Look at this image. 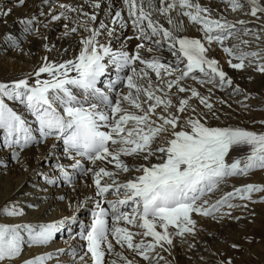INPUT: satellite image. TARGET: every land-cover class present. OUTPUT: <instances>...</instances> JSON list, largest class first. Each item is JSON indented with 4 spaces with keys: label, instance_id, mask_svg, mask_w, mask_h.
Here are the masks:
<instances>
[{
    "label": "snow or ice",
    "instance_id": "obj_1",
    "mask_svg": "<svg viewBox=\"0 0 264 264\" xmlns=\"http://www.w3.org/2000/svg\"><path fill=\"white\" fill-rule=\"evenodd\" d=\"M23 2L18 0L20 5ZM85 2L93 9L101 7V0ZM223 2L232 11H243L246 3L249 10L245 15L255 17L257 21L264 17L261 0ZM123 6L128 20H125L123 10H118L111 16L110 24L101 21L97 27H90L89 22H96L95 12L90 14L81 7L59 4L65 11L77 12L86 18L78 16L74 22L77 26L69 29L70 33H77L79 29L90 33L81 37L78 55L61 63L48 62L45 58L35 72L36 79L32 84L28 79L0 82V131L4 145L17 149V160L20 151L55 136L68 150H75L93 166L103 161L114 164L116 171L106 167L94 170L86 167L81 159H75L70 166L58 165L59 176L45 177L53 185L61 177L72 183L73 176L67 167L82 175H92L95 210L91 212L90 222L78 233L86 241V251L79 256L83 264H87L85 257H89L92 264H105L106 253L115 252L113 240L144 261L154 260L159 264L164 257L159 253L155 257L152 255L157 247L171 246L173 235L194 232L192 213L213 216L225 205L235 207L231 203L233 199L251 200L253 193L264 192V185L249 183L234 188L214 204L209 205L207 200L198 203L206 194L216 190L225 178L264 170V133L239 127L209 126L206 114L198 112L190 100L198 98L212 117L218 118L213 103L209 102L210 96H202L196 88L182 83L190 78L201 85L216 84L221 89L232 86V79L219 62L208 55L210 48L206 44L210 46L212 43L219 45L230 57L228 63L232 69L243 70L255 64L256 70L264 73V49L245 50L249 41L242 39V36L249 35L257 41L264 38V24L258 29H250L246 27L249 21L233 23L223 16L213 19L211 10L202 6L199 0H123ZM177 10L178 16L187 17L199 26L202 38L177 35L158 18H153V13H158L171 25V13ZM10 12L8 9L0 15ZM62 17L68 18L61 12L52 19ZM129 22L138 32L135 39L150 42L157 52L166 48L173 59L162 62L158 56L145 57L142 50L152 53L153 48L146 47L143 42L137 44L131 53L125 50L126 44L113 49L112 38L119 40L117 28L123 32ZM237 25H240L239 30H236ZM178 30H182V26ZM103 34H106V42L99 39ZM234 36L240 42L228 46L225 42ZM5 39L16 44L13 36ZM131 39L133 37L126 38ZM233 60L237 62L233 63ZM109 69L115 72V78L102 79L111 76ZM197 72L202 75H196ZM150 73L156 77L155 87ZM43 74L48 78L42 79ZM124 88L127 92L123 91ZM173 88L177 90L176 95H190L180 97L174 105L170 98ZM240 91L236 86L234 92ZM5 98L26 106L38 123L35 129L38 135L34 134L27 120L5 102ZM173 108L175 111H171ZM245 147L248 149L245 156L228 162L232 149ZM122 156H134L147 163L133 168L121 159ZM129 171L139 175L123 182L116 179L118 172ZM105 178L111 183H102ZM109 194L115 199H109ZM86 204V201L79 202L76 206L82 209ZM105 204L108 207H104ZM24 214L17 205L0 206V217H21ZM76 221L77 217L71 216L62 218L59 223H0V264L6 260L14 261L21 255L22 232L27 233L31 245L43 246L49 244L63 226L70 227ZM170 227L176 229L175 233L169 232ZM133 228L139 231H133ZM137 236L141 237L139 241L135 239ZM148 237L152 239L147 240ZM63 251L57 250L58 253ZM54 255L56 253H42L23 264H46ZM115 255L123 264H137L134 258L128 259L122 252ZM110 264H117V260L110 261Z\"/></svg>",
    "mask_w": 264,
    "mask_h": 264
},
{
    "label": "bare ground",
    "instance_id": "obj_2",
    "mask_svg": "<svg viewBox=\"0 0 264 264\" xmlns=\"http://www.w3.org/2000/svg\"><path fill=\"white\" fill-rule=\"evenodd\" d=\"M208 1H203V4L208 9V4L211 8L223 4L222 13L210 9V15L213 19H219L223 16L233 23L239 20L249 21L246 27L250 29H258L261 24H264V17H261V19L257 21L255 17L245 15V12L249 10V6L246 3L243 11H232L223 0H215V2H213V0ZM261 2L264 4V0H261ZM59 4L68 5L70 8L81 7L84 12L90 14L95 12L97 14V19L95 24L89 22L88 26L90 27H97L101 21L105 24H110L111 16L118 10H123L124 18L128 20L127 10L123 6V0H101V7L99 9H93L85 0H24L22 5L18 3V0H0V13L7 12L8 9H11L8 15H0V82L12 83L19 79H28L29 83L32 84L36 79L35 72L42 66L45 58H47L48 62L61 63L73 59L78 55L81 48L79 43L81 37H87L90 33L85 32L83 29H79L77 33H70L69 29L77 26L74 22L77 21L78 16L80 19L86 18L80 13L65 11V9L59 7ZM178 11L179 10L171 13L173 23L171 25L169 24L175 34L188 36L190 38H202L203 32L198 30L199 26L193 24L190 20L187 24H184V22L181 21V16L177 15ZM61 12H64L65 16L68 18L65 19L62 17L60 20L52 19L53 15H59ZM212 14L217 15L214 16ZM153 18H158L160 23H165L167 21L162 16H159L158 13H153ZM28 21H31V23H27ZM181 26L182 30H178ZM239 28L240 25H237L236 30H239ZM25 29L30 30L25 31ZM117 35L119 36V40L112 38L113 49H119L122 44H126L125 50L131 53L135 50L137 44L143 42L146 47L150 46L153 48L152 53H147L142 50L145 57H151L155 54L163 62L165 59L164 57L172 58L166 48L157 52L155 50V45L150 42L135 39L138 32L132 27L130 22L128 28L123 32H120L117 28ZM6 36L15 37L16 44L14 45L11 41L6 40ZM127 37H133V39L126 40ZM99 39L101 42H106V34L101 35ZM230 39L225 42L228 46L240 42L235 36L233 40L230 41ZM242 39L249 41V44L245 46V50L259 51L264 49V38L257 41L249 35L242 36ZM215 45L217 48H221L216 43L210 46L206 44V47L210 48L208 53L210 58H213ZM228 61L227 58L226 65H228ZM232 62L235 63L237 61L233 60ZM245 63L247 64V61H245ZM219 65L232 81L238 80L241 86L242 83L249 81L251 78V76H249V69L255 72L256 77L254 81H258L256 85H261L263 89H254L251 87L244 92L249 96L256 95L260 97V99L264 98V73L258 72L255 64H253L252 67H245L243 70H226L221 64ZM137 67L139 68L140 65L137 64ZM109 72L111 76H106L102 79H114L115 72L112 69H109ZM154 76L153 73L151 78L153 80V86L155 87L156 80ZM41 78L47 79V74H43ZM143 83H147V81H143ZM182 83L186 86L196 88L202 96L208 93L212 101L221 103L219 106L226 115L232 116L238 112L237 109L240 104L227 101L231 95L229 93L230 91L226 88L221 89L216 84L201 85L190 78ZM241 86L238 85L239 89L242 90ZM209 89H211V92H209ZM123 91L127 92V89L124 88ZM176 92V88L171 90L172 95L170 98L174 105L178 103L180 97L190 95V93H180L176 95ZM141 99L143 100L144 97H141ZM5 102L22 117L24 115L25 119H28L27 123L34 129V134L38 135V133L35 132V129L38 128V123L35 121L31 112L27 110L26 106L18 104L17 102L13 104V100H8L7 98H5ZM190 104L199 105V99L192 98ZM258 104V107L262 110V112L258 114L263 113L264 115V103L260 101ZM131 110L135 111V109ZM157 111L160 112L162 109H157ZM171 111H175V109L173 108ZM215 111L217 115L218 111L216 109ZM212 121V118H207L208 123ZM0 133H2V131H0ZM51 138H48L41 144L20 151L19 160L15 158L17 149L7 147L4 145L3 141H0V206L7 204L17 205L22 208L25 213L24 216L21 217H0V223L13 225L26 223H59L62 218L71 216H76L77 221L70 227L67 225L63 226L62 230L55 234L54 239L49 244L43 246L31 245L28 242L29 238L27 233L22 232L21 235L24 237V244L21 255L14 261L6 260L4 264H23L25 260L42 253H56L53 259L47 261L46 264H83L79 256L86 251V241L83 242L82 246L75 245L73 240H75V238L77 239L79 235L74 236L72 232L75 228H79L81 232L85 228V225L90 222L91 212L95 210V205L92 202V198L95 197L93 178L91 173L82 175L78 170L67 167V170L73 176L72 183L64 181L62 177L57 179L54 185L48 183L45 177L53 178L60 175L58 165L63 164L65 166H70L74 163L75 159H80L75 158L76 155L70 153L60 139L55 136ZM234 150L236 151V156L231 157L229 163H231L234 158L238 156L243 157L248 153L244 152V148H234ZM121 159L133 168L141 163H147L134 156H122ZM81 160L84 163L83 159ZM152 162L155 163L156 161L153 159ZM85 166L93 167L94 170H97L99 167H106L110 171H116L114 164L108 163V161L97 162L95 166L88 163L87 165L85 164ZM262 174H264V170H254L250 174L244 177L242 176L244 178L242 180L231 177L225 184L223 183V185L213 192L206 194L203 198L206 197L209 205H211L217 200L222 199L236 187L249 183L255 184L257 178ZM136 175H139V173L134 171H129L128 173L118 172L116 179L123 182ZM102 183H111V181L105 178L102 180ZM108 198L115 199V196L109 194ZM85 201L87 202L86 207L81 209L76 206L77 203ZM246 203V200L238 198L232 202L235 207L229 208L227 206L226 209L217 212L216 215L213 217L211 216V218L192 213V219L195 221L194 232L188 235L185 233L184 235L186 236L183 240L180 238L181 236L173 235V243L171 246L165 244L164 249L157 247L156 252L164 257L163 260L159 261V264H176L173 255L184 247L187 248L190 258V260L184 264H206L208 259L206 256L207 252L217 251L220 254L222 243L218 238L226 242V237H235L236 240H241V242L244 243L242 250H244L243 252L246 259L251 260L252 264H264V233L263 235L259 234V232L262 231L264 222L258 227L256 233L240 231V228L244 226L243 218H245V216L243 213L245 212ZM104 207H108V205L105 204ZM230 214H232L234 218H240L239 223L236 221H234L235 223L229 222V219L223 221L228 218ZM85 221L88 222L86 223ZM132 230L139 231V229L135 228ZM175 231L176 230H173V232L170 233H175ZM209 234H212L213 238H208ZM135 239L139 241L141 237L137 236ZM146 239L151 240L152 238L148 237ZM77 242L79 244L80 240ZM246 242L248 244H246ZM113 244L115 252L106 253L105 264H110L112 260H117V264H123V261L115 255V253L121 252L124 256L128 257V259L134 258L137 264H155L154 260L144 261L126 247L122 249L115 243V240H113ZM59 249H63L64 251L58 253L57 250ZM152 255L154 257L156 256L155 253H152ZM85 261L87 264H92L89 257H85Z\"/></svg>",
    "mask_w": 264,
    "mask_h": 264
},
{
    "label": "rangeland",
    "instance_id": "obj_3",
    "mask_svg": "<svg viewBox=\"0 0 264 264\" xmlns=\"http://www.w3.org/2000/svg\"><path fill=\"white\" fill-rule=\"evenodd\" d=\"M203 1L207 2L208 0H206V1L203 0ZM208 2H211V1H208ZM213 2H215V0H213ZM208 6H209V9H212V10L220 12V13L223 12V9H222L223 4L217 5L215 8H211L209 4H208ZM212 15H214V14H212ZM216 15L217 14H215L214 16H216ZM233 39H234V37H232L230 39V41ZM213 58L216 59L219 62V64H221L226 70L232 69L230 67L229 63H228V65H226L227 58L229 60L230 57L223 51L222 48H217L216 45L214 47ZM249 76H251L250 80L242 83V86L237 80V81H233V84L231 87H225L227 90L230 91L229 93L231 95L227 101H229L231 103H239L240 104L238 106V109H237L238 112L235 113L234 115H232V116L226 115L225 112L219 106V104H221V103H219L217 101H212L211 99L209 102L213 103L214 108L218 111V114L216 115L218 118H213L211 113L202 104H199L197 106L194 104H191V105L195 106L198 112L206 114L207 118L213 119V121L211 123L207 122L209 126L239 127V128H243V129H249L250 131H253L256 133H264V124L261 123V121H264V118H263L264 115H263V113L258 114L259 112H262L260 107H258V105H259L258 102L261 101L264 103V98L260 99V97H258L256 95L249 96L246 94V92H244V91H247L251 87H253L254 89H261V90L263 89V87L259 84L256 85L258 83V81H254V79L256 77L255 72H253L250 69H249ZM238 85L242 87V90L239 93H235L234 89ZM204 96H209V94L207 93ZM15 102H17L18 104H21L19 101L13 100V104ZM23 118H25L24 115H23ZM49 138H51V137H49ZM0 141L1 142L3 141V134L2 133H0ZM153 146H155V145H153ZM244 152H248V149L246 147L244 148ZM235 156H236V151L233 149L232 153L230 151V153L227 157L228 162H229V159L231 157H235ZM243 177L242 176H235L233 178H237L238 180H242V179H244ZM230 178L231 177L225 178L220 183L218 188L221 185H223V183L225 184L226 181L229 180ZM255 184L264 185V174L260 175L257 178V182ZM77 185H79V184H77ZM237 199L238 198L233 199L231 201V203ZM204 200H207L206 197L204 198ZM261 201H264V192L253 193L252 199L246 200L247 205L245 207V212L243 213L245 216V218H243L244 219V226H242V228H240L241 232L256 233L258 230V227L264 222V202H261ZM226 207H227V205L223 206L220 209V211H223L224 209H226ZM214 215H216V213ZM205 217L211 218V216H205ZM228 219H229V222L236 221L237 223H239V221H240V218H234V216H232V214H230V216H228V218H226L223 221H226ZM85 222L87 223L88 221H85ZM79 230H80L79 228H75L73 230L72 234L74 236L78 235V233L80 232ZM158 230L162 231V229H158ZM173 230H176V229L173 227L169 228V232H173ZM263 233H264V225H263L262 231L259 232V234L263 235ZM188 234H190V233H187L186 235H188ZM186 235H183L180 238L183 240ZM78 238L77 239L75 238V240H73V241H74L75 245L82 246L83 242H85V241L82 240L81 238H79V239ZM208 238H213L212 234L211 235L209 234ZM226 238H227L226 242L223 241L221 238H218L219 241L222 243V246L220 249V254L217 251L216 252H212V251L207 252L206 256L208 257V259L206 261L207 262L206 264H228L229 261L231 262V264H252L251 260L246 259L245 254L243 252L244 250H242L244 243L241 242V240H236L235 237H226ZM78 240H80L79 244L77 242ZM180 242H183V241H180ZM184 243L188 244L186 242H184ZM246 244H248V243L246 242ZM188 245H190V244H188ZM233 245H236V247H233ZM154 253L156 254L157 252L155 251ZM173 258H174L176 264H178V262H179V264H184L185 262H188V260H190V258H189V253L187 251V248L184 247L183 249L178 250L176 253H174Z\"/></svg>",
    "mask_w": 264,
    "mask_h": 264
}]
</instances>
